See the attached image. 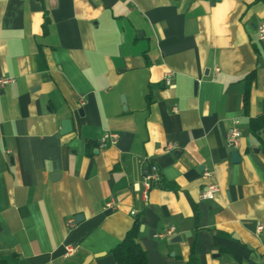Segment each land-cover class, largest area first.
Returning a JSON list of instances; mask_svg holds the SVG:
<instances>
[{"label":"crops","instance_id":"1","mask_svg":"<svg viewBox=\"0 0 264 264\" xmlns=\"http://www.w3.org/2000/svg\"><path fill=\"white\" fill-rule=\"evenodd\" d=\"M260 24L264 0H0V264H115L136 219L147 264H264Z\"/></svg>","mask_w":264,"mask_h":264},{"label":"built area","instance_id":"2","mask_svg":"<svg viewBox=\"0 0 264 264\" xmlns=\"http://www.w3.org/2000/svg\"><path fill=\"white\" fill-rule=\"evenodd\" d=\"M257 35H258V40L260 41H264V24H260L257 27ZM170 77L171 74H166L164 76V81L165 84L168 87H171L170 84ZM13 82L12 79L10 78H4L0 76V91L5 88L6 86L10 85ZM240 138H241V134L239 132V129L237 128V122H233L232 127L228 130L227 134H226V145L228 148L230 149H235L239 146L240 143ZM117 140V135L115 134H105L104 136H102V138L99 140L98 142V147L99 149H102L105 147L106 142L110 141L112 143H114ZM203 179L210 181L212 179V173L208 172V171H204L203 174ZM160 178H159V174L157 172V168L155 166H151L150 171L147 173V175L145 176L144 179V188H145V193H144V198L146 197V192H148L152 186L157 185V183L159 182ZM220 192V188L218 185H216L215 183H207L204 185V187L202 188L199 198L202 201H212L215 196ZM105 208L107 209H112L113 208V203L109 202L105 204ZM73 222L69 221V225H72ZM262 226L259 225L257 226V233L260 232L262 230ZM173 232L172 229L168 230L165 234L161 235L160 237L163 236H169L171 235ZM73 250H71L70 248L67 249L66 251V255H70L72 254Z\"/></svg>","mask_w":264,"mask_h":264},{"label":"trees","instance_id":"3","mask_svg":"<svg viewBox=\"0 0 264 264\" xmlns=\"http://www.w3.org/2000/svg\"><path fill=\"white\" fill-rule=\"evenodd\" d=\"M259 126L256 121L251 122L253 132H257ZM139 228L140 220L136 219L123 240L112 251L115 264H147L146 254L137 243ZM187 264H198V262L194 256H191Z\"/></svg>","mask_w":264,"mask_h":264},{"label":"water","instance_id":"4","mask_svg":"<svg viewBox=\"0 0 264 264\" xmlns=\"http://www.w3.org/2000/svg\"><path fill=\"white\" fill-rule=\"evenodd\" d=\"M64 126L66 127V129H68V128H69V123H68V122L65 123ZM263 134H264V132H263ZM237 157H238L237 153H233V154H232V158H233L234 160H237Z\"/></svg>","mask_w":264,"mask_h":264}]
</instances>
